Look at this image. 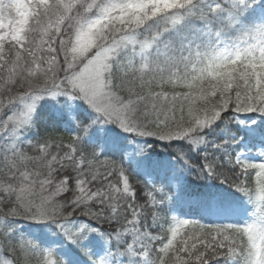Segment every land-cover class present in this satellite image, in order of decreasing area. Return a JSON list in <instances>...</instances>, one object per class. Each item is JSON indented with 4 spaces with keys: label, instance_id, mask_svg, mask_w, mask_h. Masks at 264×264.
<instances>
[{
    "label": "snow or ice",
    "instance_id": "1",
    "mask_svg": "<svg viewBox=\"0 0 264 264\" xmlns=\"http://www.w3.org/2000/svg\"><path fill=\"white\" fill-rule=\"evenodd\" d=\"M0 264H264V0H0Z\"/></svg>",
    "mask_w": 264,
    "mask_h": 264
}]
</instances>
